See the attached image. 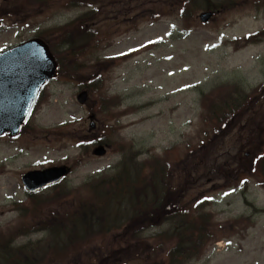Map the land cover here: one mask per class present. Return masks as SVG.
Segmentation results:
<instances>
[{
    "label": "rangeland",
    "instance_id": "1",
    "mask_svg": "<svg viewBox=\"0 0 264 264\" xmlns=\"http://www.w3.org/2000/svg\"><path fill=\"white\" fill-rule=\"evenodd\" d=\"M98 1L103 4L94 24L101 26L97 37L104 44L95 51L99 64L91 62L75 78L69 69H63L48 83L44 100L34 109L23 133L14 139L0 137V228L23 213L18 202H28L21 172L66 163L72 170L60 185L78 188L121 161L119 144L131 145L139 160L193 139L201 128L203 95L213 89L231 82L243 81L247 88L264 82V38L237 48L232 44L264 29L263 2L232 0L236 4L231 10L213 14L202 24L198 19L201 10L185 22L170 7L172 0ZM216 1L225 4L229 0ZM22 2L0 0V50L66 24L87 10L66 7L68 0ZM58 43L55 37L50 40L54 48ZM51 49L57 57L65 53ZM125 54L128 56L106 62ZM84 78L90 86L83 87ZM84 88L89 97L82 105L76 95ZM259 92L264 96V87ZM100 93L107 98L100 100ZM106 100L109 107L101 103ZM90 115L95 120L93 130L88 127ZM244 122L242 118L239 124ZM263 123L264 119L261 126ZM237 126L236 114L218 128L214 140L187 152L186 160L172 163V169L183 174L184 190L191 187L185 199L207 198L205 204L217 233V240L188 264H264V187L249 171L251 156L237 151V142L254 141L255 136L246 134L237 141ZM111 127L117 129L110 133ZM103 144L107 145L105 154L92 155L93 148ZM195 167H205L204 178L191 180ZM50 191L48 187L41 192ZM167 227L163 223L134 242L128 244L122 237L120 243L108 247L106 243L117 239L125 227L106 235L103 245L92 246L99 253L116 255L115 263L143 259L153 248V235ZM43 234H29L18 241H36ZM93 247L85 251H93Z\"/></svg>",
    "mask_w": 264,
    "mask_h": 264
},
{
    "label": "trees",
    "instance_id": "2",
    "mask_svg": "<svg viewBox=\"0 0 264 264\" xmlns=\"http://www.w3.org/2000/svg\"><path fill=\"white\" fill-rule=\"evenodd\" d=\"M233 4L236 2L232 0L225 4L216 0H172L170 7L189 22L200 9L215 13L231 10ZM97 33L83 27L77 29L75 34L83 38L75 46L73 35L67 32L70 36L65 42L67 48L60 47L66 52L57 57L60 72L67 68L74 76L84 68L86 57L96 50L94 38L86 36ZM260 35L264 36V31ZM91 61L90 58L88 62ZM262 87L264 84L248 92L243 83H237L211 91L204 97L201 128L182 146L174 145L162 155L152 154L138 161L133 154L124 153V145L119 144L124 153L122 160L82 186L67 189L56 184L49 193L28 195L27 204H16L24 209L23 213L0 228V264H188L200 257L216 239L213 216L207 210L205 196L185 199L191 187L184 190L183 174L175 172L172 163L186 160L189 154L185 151L190 146L196 149L214 140L218 128L237 114V141L246 134L255 136L254 141L237 142V151L250 149L249 171L264 187V126L260 124L264 119V96L259 92ZM242 118L245 122L239 124ZM204 168H193L191 180L204 178ZM163 223L168 224L167 229L153 235L150 240L153 248L143 259L136 257L115 263L116 255L109 256L103 250L99 253L95 247L93 255H83V249L93 243L103 245L104 237L113 231L127 228L117 239L105 242L108 247L120 243L122 237L128 244L134 242L146 230ZM39 233H44L39 240L18 241Z\"/></svg>",
    "mask_w": 264,
    "mask_h": 264
},
{
    "label": "water",
    "instance_id": "3",
    "mask_svg": "<svg viewBox=\"0 0 264 264\" xmlns=\"http://www.w3.org/2000/svg\"><path fill=\"white\" fill-rule=\"evenodd\" d=\"M206 22L211 12L200 14ZM56 63L44 42L30 39L17 47L0 53V134L9 130L15 135L26 118L39 86L55 75ZM87 93L77 96L80 103L86 100ZM93 128V122L90 123ZM104 153L102 147L93 151ZM67 173L65 166H53L43 170L24 173L21 180L28 191H35L58 181Z\"/></svg>",
    "mask_w": 264,
    "mask_h": 264
}]
</instances>
